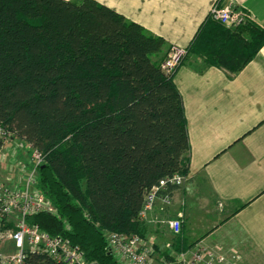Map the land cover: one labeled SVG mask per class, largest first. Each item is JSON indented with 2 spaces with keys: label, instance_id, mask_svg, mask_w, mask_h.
Instances as JSON below:
<instances>
[{
  "label": "trees",
  "instance_id": "obj_1",
  "mask_svg": "<svg viewBox=\"0 0 264 264\" xmlns=\"http://www.w3.org/2000/svg\"><path fill=\"white\" fill-rule=\"evenodd\" d=\"M162 45L97 0H0V123L46 155L38 187L57 209L28 221L93 264H121L107 233L146 236L147 194L190 172L175 72L151 56ZM263 45L252 20L232 30L209 16L187 51L234 75ZM27 264L66 263L30 253Z\"/></svg>",
  "mask_w": 264,
  "mask_h": 264
},
{
  "label": "crops",
  "instance_id": "obj_2",
  "mask_svg": "<svg viewBox=\"0 0 264 264\" xmlns=\"http://www.w3.org/2000/svg\"><path fill=\"white\" fill-rule=\"evenodd\" d=\"M97 1L161 38L163 45L151 54L155 60L165 59L172 46L188 47L217 4L244 9L264 28V0ZM174 82L183 98L191 144L188 181L199 175L206 179L216 212L210 222L198 225L200 230L189 229L186 220L174 235L162 220L181 209L176 203L184 193L178 187L169 207L157 200L149 211L146 236L162 251L166 236H181L187 250L198 244L232 249L239 231L246 238L237 243L244 264H264V45L234 75L187 54Z\"/></svg>",
  "mask_w": 264,
  "mask_h": 264
},
{
  "label": "built area",
  "instance_id": "obj_3",
  "mask_svg": "<svg viewBox=\"0 0 264 264\" xmlns=\"http://www.w3.org/2000/svg\"><path fill=\"white\" fill-rule=\"evenodd\" d=\"M210 16L234 27L251 20L247 11L230 4L215 5ZM187 54V47L172 46L161 62L164 72H176ZM0 143V264H27L30 253H44L66 264H93L85 258L81 248L72 244L68 238L53 235L28 221L40 213L57 215L53 203L38 187L39 169L45 163L46 155L15 136L1 123ZM188 179L189 175L175 174L153 187L147 194L141 218H147L157 200L169 207L174 197V190H169V187H180ZM162 223L174 235H179L183 213L164 219ZM106 237L108 249L121 264H244L238 250L224 246L198 244L180 252L173 249L171 242H167L165 253L160 256L156 253L154 240L147 236L109 232Z\"/></svg>",
  "mask_w": 264,
  "mask_h": 264
},
{
  "label": "rangeland",
  "instance_id": "obj_4",
  "mask_svg": "<svg viewBox=\"0 0 264 264\" xmlns=\"http://www.w3.org/2000/svg\"><path fill=\"white\" fill-rule=\"evenodd\" d=\"M210 19L224 25V27H226L228 29L233 30V29L237 28L234 26L225 25V24L221 23L220 21L214 19L212 16H210ZM190 54L201 59L202 63L207 65V63L205 62V60L203 59L202 56L195 54V53H190ZM13 148H15V147H13ZM13 148H11V149H13ZM16 149H18V148H16ZM180 188H182V193H184V194H182V196L178 199V201L176 203V205L179 208H181L177 212V214L179 212L183 213V224L187 220V227L189 226V229L193 227V230H194L197 227V230H200V227H198V225L200 223H202L201 225L203 226L205 224V222H210L211 221L210 219L213 218V217H210V215H212V213L214 211L216 212V209H215L216 205H214L215 199L211 194L209 184L207 183L206 179L202 175H199L198 177H195L193 179V181L187 180L184 185L180 186ZM191 189L194 192L196 191L197 194L195 195V193L192 192ZM171 210H173V209H171ZM177 214H176V216H177ZM176 216H174V217H176ZM168 218H173V217L169 216ZM197 233L198 232H196L195 234H197ZM237 234H238V237L235 238L236 242L246 240L245 236L243 234H241L239 231ZM164 238H163L164 243L165 242H171L174 250H177L180 252L181 251H187V249L184 246L183 239L181 238V236H175V237L166 236ZM236 244H235L236 248H233V249L240 250V248H239L240 245L238 246V244L237 245ZM192 245H194V243ZM156 251H157L156 252L157 255H160V256L165 253V251L164 250L162 251V249L160 247H157Z\"/></svg>",
  "mask_w": 264,
  "mask_h": 264
}]
</instances>
